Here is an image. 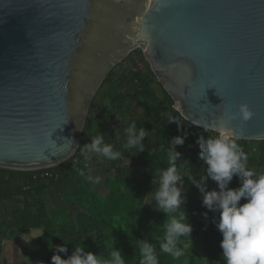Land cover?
I'll return each mask as SVG.
<instances>
[{
  "label": "water",
  "instance_id": "95a60500",
  "mask_svg": "<svg viewBox=\"0 0 264 264\" xmlns=\"http://www.w3.org/2000/svg\"><path fill=\"white\" fill-rule=\"evenodd\" d=\"M137 49L188 122L264 141V0H0V167L78 151L94 99Z\"/></svg>",
  "mask_w": 264,
  "mask_h": 264
},
{
  "label": "trees",
  "instance_id": "16d2710c",
  "mask_svg": "<svg viewBox=\"0 0 264 264\" xmlns=\"http://www.w3.org/2000/svg\"><path fill=\"white\" fill-rule=\"evenodd\" d=\"M174 104L153 73L143 51H133L114 68L94 99L80 147L71 159L36 171L0 167V202L15 204L9 213L8 223L0 229V249L7 229L15 234L42 228L49 244L62 246L65 242L68 245L67 254H60L63 259L72 254L74 246L84 247L86 252L97 256L102 254V258H108L114 248L121 251L126 264H139L137 240L147 239L155 245L160 264H225L220 248L222 235L213 223L214 219H219V212L208 211L202 206V196L187 176L184 181L187 203L183 207L193 226L191 239L182 238L181 247L187 258L173 260L168 254L160 253L154 236L158 232L163 234L160 229L167 223L166 216L162 212L155 216L151 206L141 207L143 196L154 192L158 186L151 184L154 171L168 167L167 152L171 148L169 142L172 137L185 132L188 134L184 145L176 146V151L182 154L177 162L181 174L187 173L197 181L206 174L207 166L198 159L196 140L199 135L207 139L212 133L185 120L174 109ZM137 109L140 113L136 112ZM112 116H116L117 120L112 135H105V143H111L115 148L122 140L120 132L124 123L133 118L137 129L143 127L146 130L144 152L137 154L138 149L133 148L114 161L95 155L85 159L81 155L82 146L90 143L99 132L102 134L106 128L102 119ZM170 118L182 124L179 130L175 123H170ZM97 119H100L98 124ZM237 143L248 155L249 168L264 172V141L238 140ZM127 161L130 163L127 164ZM96 162L108 174L114 172L106 181L105 195L96 192L93 183L87 180L89 168ZM207 184L209 191L219 190L216 182L209 179ZM239 186V179L234 176L229 188ZM49 188H54L62 201L83 208L77 223H72L64 210L47 207L43 193ZM245 202L243 198L240 201L241 204ZM205 212L207 219L203 215ZM199 242L204 244L206 257L195 249ZM54 254L55 251L49 250V264Z\"/></svg>",
  "mask_w": 264,
  "mask_h": 264
},
{
  "label": "clouds",
  "instance_id": "9594fccd",
  "mask_svg": "<svg viewBox=\"0 0 264 264\" xmlns=\"http://www.w3.org/2000/svg\"><path fill=\"white\" fill-rule=\"evenodd\" d=\"M253 116L254 113L249 106L241 104L238 111L227 114L226 119L220 121L218 131H213L209 125L204 126V131L212 134L207 139L204 135H199L196 140L199 147L198 159L207 166L206 174L198 181L187 173L182 175L177 167L182 154L176 151V146H183L188 134L185 132L183 135L172 137L169 142L171 148L167 152L168 167L154 171L151 184L155 183L158 186L154 192H147L143 196L141 205L151 206L155 201L154 210L166 216L167 223L160 229L163 234L160 235L158 232L154 236L159 243L160 253L168 254L173 260H179L184 256L182 238L191 239L193 226L183 207L187 203V190L184 186L187 176V180L201 194L202 206L208 211L219 212V219H214L213 223L222 235L220 248L225 264H264V172L249 168L248 155L237 143L244 134V128L240 127L234 132L229 127L236 120L242 121L245 125ZM170 123H175L178 130L182 125L175 118H170ZM124 136L126 137L124 149L137 148V154L144 152L146 130L143 127L137 129L135 122H132L124 129ZM104 137L105 135L100 132L92 137L90 143L82 146L81 155L85 159H90L93 155L113 161L120 159L122 152L116 150L113 144L105 143ZM234 176L238 177L240 186L232 189L229 188V184ZM209 179L216 182L218 191L208 190ZM87 180L98 184L101 177L94 178L88 175ZM242 198L246 201L243 204L240 203ZM203 215L207 219V212ZM44 233L42 228H33L29 235H22V239L30 243ZM28 236L32 238L26 239ZM137 242L139 264H160L153 243H149L147 239ZM49 249H52V245ZM55 252L51 264H126L121 251L114 248L108 258H102V254L97 256L92 252H86L84 247L74 246L72 254L63 259L60 254L68 252V245L65 242L62 246L57 245Z\"/></svg>",
  "mask_w": 264,
  "mask_h": 264
},
{
  "label": "crops",
  "instance_id": "0c3cea01",
  "mask_svg": "<svg viewBox=\"0 0 264 264\" xmlns=\"http://www.w3.org/2000/svg\"><path fill=\"white\" fill-rule=\"evenodd\" d=\"M89 174L92 177L100 176L101 181L94 185V190L100 195L107 193L106 181L110 177V174L105 169L96 166H90ZM99 185V187H97ZM43 199L46 205L51 210H64L72 223H77L78 215L83 212V208L80 206L69 205L62 201L56 194L54 188H49L43 193ZM15 208L13 202L3 201L0 202V229H4V225L9 221V213ZM160 211L155 214L157 216ZM6 230V229H5ZM31 230V229H30ZM30 230L23 233H13L9 229L5 231V236L2 238L0 249V264H49V246L52 245L53 251H55L56 245L49 244L44 234L32 240L30 243H26L22 239V235H29ZM3 232V230H2ZM39 233H36L38 235ZM31 239V236L25 237ZM216 264H221L216 262Z\"/></svg>",
  "mask_w": 264,
  "mask_h": 264
},
{
  "label": "rangeland",
  "instance_id": "374dc122",
  "mask_svg": "<svg viewBox=\"0 0 264 264\" xmlns=\"http://www.w3.org/2000/svg\"><path fill=\"white\" fill-rule=\"evenodd\" d=\"M101 95H102V93H101ZM136 112L140 113V112L138 111V109L136 110ZM116 120H117V117H116V116H112V117H110L109 119H106V118H103V119H102V121H104V124L106 125V128H104L102 135H108V136L112 135V129H113L114 126H115V122H116ZM99 122H100V119H97L96 124H98ZM132 122H133V118H130L126 123H124L123 130L120 132V137L122 138V140H121V142H120L119 144H117V145L115 146V149L121 151L122 154L125 153V152L127 151V150L124 149V147H123V145L126 143V137L124 136V129L127 128L128 125H129L130 123H132ZM128 162H129V161H127V164H129ZM92 165L97 167L99 164L96 162V163H93ZM92 165H91V166H92ZM113 174H114V172L110 174V177H111ZM129 175H130V174H129ZM97 187H99V185H97ZM149 198H150V197H149ZM155 203H156L155 201L152 202L151 207H153V209L155 208ZM147 206H149V205H147ZM158 212H159V211L154 210V213H155V214H157ZM195 249H196L197 252H199V253H201L202 255H204L203 257H206V255H205V250H204V249H205V248H204V244H203L202 242L197 243V244L195 245ZM182 258L185 259V258H187V256L184 254V256H183ZM214 264H216V262H215Z\"/></svg>",
  "mask_w": 264,
  "mask_h": 264
}]
</instances>
